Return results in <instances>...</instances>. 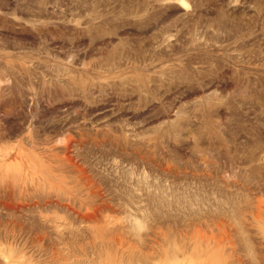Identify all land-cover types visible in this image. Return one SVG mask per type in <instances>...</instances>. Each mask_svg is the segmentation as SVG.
<instances>
[{
    "label": "rangeland",
    "instance_id": "obj_1",
    "mask_svg": "<svg viewBox=\"0 0 264 264\" xmlns=\"http://www.w3.org/2000/svg\"><path fill=\"white\" fill-rule=\"evenodd\" d=\"M0 264H264V0H0Z\"/></svg>",
    "mask_w": 264,
    "mask_h": 264
}]
</instances>
